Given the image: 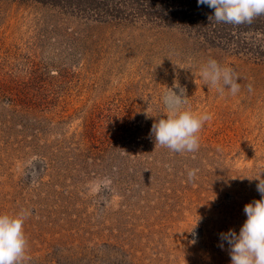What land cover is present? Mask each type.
I'll return each instance as SVG.
<instances>
[{"label": "rangeland", "instance_id": "374dc122", "mask_svg": "<svg viewBox=\"0 0 264 264\" xmlns=\"http://www.w3.org/2000/svg\"><path fill=\"white\" fill-rule=\"evenodd\" d=\"M213 14L197 0H0V213L30 212L22 264H231L220 233L261 199L264 15ZM209 59L238 74L237 94L204 85ZM177 82L212 115L195 152L151 132Z\"/></svg>", "mask_w": 264, "mask_h": 264}, {"label": "clouds", "instance_id": "9594fccd", "mask_svg": "<svg viewBox=\"0 0 264 264\" xmlns=\"http://www.w3.org/2000/svg\"><path fill=\"white\" fill-rule=\"evenodd\" d=\"M197 3L214 9L211 17L217 22L233 25L251 23L254 18L264 15V0H197ZM200 76L204 85L211 84L220 94L225 90H230L233 95L240 91L238 74L231 67L221 66L215 59L207 61L201 68ZM174 87L179 89V94L173 88H168L165 92L162 100L167 112L153 124L151 132L156 143L162 147L176 153L195 152L199 149V132L204 124L212 119V115L208 112L193 111L185 89L180 87L178 82ZM262 173L264 168L260 170L258 177H254L259 180L257 190L261 199L244 206L246 220L239 233L232 229L220 233L221 240L230 246L231 264H264ZM196 174V169L189 170L188 179L193 180ZM28 215V210L16 214L0 213V264H22L27 248L24 223ZM200 219L199 217L196 225Z\"/></svg>", "mask_w": 264, "mask_h": 264}, {"label": "trees", "instance_id": "16d2710c", "mask_svg": "<svg viewBox=\"0 0 264 264\" xmlns=\"http://www.w3.org/2000/svg\"><path fill=\"white\" fill-rule=\"evenodd\" d=\"M66 1H69V0H66ZM94 2V0H91V3H93ZM261 18H262V16H261ZM256 22V21H255ZM264 22H262V24H263Z\"/></svg>", "mask_w": 264, "mask_h": 264}]
</instances>
